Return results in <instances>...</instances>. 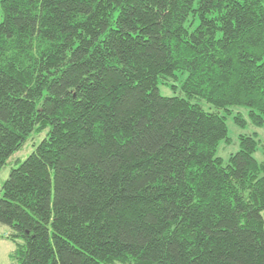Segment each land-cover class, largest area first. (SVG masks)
<instances>
[{"label":"trees","instance_id":"obj_1","mask_svg":"<svg viewBox=\"0 0 264 264\" xmlns=\"http://www.w3.org/2000/svg\"><path fill=\"white\" fill-rule=\"evenodd\" d=\"M233 107L264 126V0H0V174L45 135L0 190L12 264H264Z\"/></svg>","mask_w":264,"mask_h":264},{"label":"rangeland","instance_id":"obj_2","mask_svg":"<svg viewBox=\"0 0 264 264\" xmlns=\"http://www.w3.org/2000/svg\"><path fill=\"white\" fill-rule=\"evenodd\" d=\"M176 75V79H169L171 88L160 85V92L163 97H183L181 87L187 77V74L177 73ZM194 103L199 104L208 113L217 112V110L206 101L195 100ZM230 111L232 112V115L228 116L226 121L230 142L227 143L223 141L220 144L216 153V157L221 158L225 162H227L231 155L236 154L240 151V137L253 136L256 137L259 141V147L257 152L255 153V158L259 162H264V126H256L252 122H250L248 116V108L246 107H233L230 108ZM238 117H242V119L246 122L244 126H241L236 122V118ZM44 137L45 135L41 138H34V140L29 141L23 147V149L10 160V163L3 169L0 174V190L2 189L4 183L8 180L11 171L18 168L20 164L23 163L31 155V153L35 149L34 145L36 143H39ZM9 231L10 230L7 227H3L0 225V264H12L10 254L14 251L15 244L6 238Z\"/></svg>","mask_w":264,"mask_h":264}]
</instances>
